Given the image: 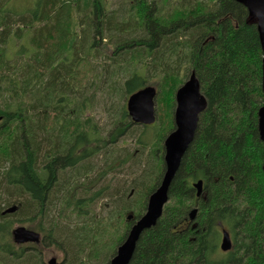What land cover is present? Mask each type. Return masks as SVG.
Masks as SVG:
<instances>
[{
	"label": "trees",
	"instance_id": "obj_1",
	"mask_svg": "<svg viewBox=\"0 0 264 264\" xmlns=\"http://www.w3.org/2000/svg\"><path fill=\"white\" fill-rule=\"evenodd\" d=\"M12 1L0 0V264H46L49 249L62 264H109L162 180L175 93L192 73L206 109L129 264H264L263 55L246 8L36 0L20 13ZM151 85L157 122L134 124L126 99ZM17 226L40 243L16 245Z\"/></svg>",
	"mask_w": 264,
	"mask_h": 264
},
{
	"label": "water",
	"instance_id": "obj_2",
	"mask_svg": "<svg viewBox=\"0 0 264 264\" xmlns=\"http://www.w3.org/2000/svg\"><path fill=\"white\" fill-rule=\"evenodd\" d=\"M244 6L249 17L257 23V31L262 48V93L263 106L258 111V131L264 141V0H236ZM156 96L157 91L153 86H146L133 93L126 99V111L134 124L151 126L156 122ZM175 110L173 115L174 129L165 138L164 148V173L156 190L149 196L145 213L131 226L125 240L116 249L115 255L109 264H129L141 235L155 227L163 214L164 206L169 200L170 185L180 167L181 160L193 142L200 114L206 109V100L200 92V86L192 73L189 79L176 91ZM264 173V164H263ZM197 198H201L203 182L199 180L193 183ZM197 209H192L188 215L189 221L196 218ZM133 216L127 215L126 221H131ZM12 240L16 245L34 244L41 241L38 232L17 226L12 230ZM232 242L226 230H222V238L219 248L222 252L231 250ZM46 264H61L56 258L50 259Z\"/></svg>",
	"mask_w": 264,
	"mask_h": 264
},
{
	"label": "rangeland",
	"instance_id": "obj_3",
	"mask_svg": "<svg viewBox=\"0 0 264 264\" xmlns=\"http://www.w3.org/2000/svg\"><path fill=\"white\" fill-rule=\"evenodd\" d=\"M35 1L36 0H13L12 3L10 4V7H12L16 11L22 13V12L26 11L27 9L31 8L34 5ZM111 2H112V6H114V4H116V0H111ZM153 87L156 88L157 95H158L159 93H158L157 86H153ZM156 108H157V102H156ZM159 112L163 116V112H161V110H159ZM104 115H105V113L103 111H101L100 109H98L95 112V117L102 118V116H104ZM156 117H157V115H156ZM156 122H157V118H156ZM138 133H139V130L137 131V134ZM120 174L123 175V170L120 171ZM121 177L122 176H120V178ZM224 230H226V229H224ZM221 238H222V235H221ZM230 239H231V236H230ZM223 255H225V252H222L221 250H219V256L222 257ZM44 258H45V263H47L52 258H56L57 262H61L63 260V255L60 252H57L53 249H49V250L44 251ZM61 264H62V262H61Z\"/></svg>",
	"mask_w": 264,
	"mask_h": 264
},
{
	"label": "flooded vegetation",
	"instance_id": "obj_4",
	"mask_svg": "<svg viewBox=\"0 0 264 264\" xmlns=\"http://www.w3.org/2000/svg\"><path fill=\"white\" fill-rule=\"evenodd\" d=\"M184 83H185V82H184ZM184 83H183V84H184ZM183 84H182V85H183ZM182 85H181V86H182ZM181 86H180V87H181ZM180 87H179V88H180ZM175 94H176V93H175Z\"/></svg>",
	"mask_w": 264,
	"mask_h": 264
}]
</instances>
